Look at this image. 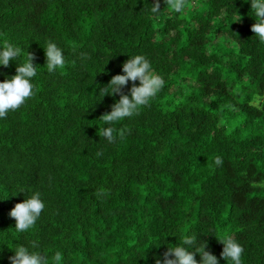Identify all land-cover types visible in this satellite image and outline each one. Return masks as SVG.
Instances as JSON below:
<instances>
[{
  "label": "trees",
  "instance_id": "obj_1",
  "mask_svg": "<svg viewBox=\"0 0 264 264\" xmlns=\"http://www.w3.org/2000/svg\"><path fill=\"white\" fill-rule=\"evenodd\" d=\"M155 2L0 0V46L21 45L38 72L35 96L0 119V264L33 242L65 264H156L183 234L220 264L231 235L244 264H264V100L252 102L264 98V43L251 4L186 0L175 13L160 0L154 16ZM50 40L67 60L53 73ZM134 55L165 86L109 143L100 118L120 94L98 90ZM15 74L0 67V82ZM36 191L46 207L19 234L9 213Z\"/></svg>",
  "mask_w": 264,
  "mask_h": 264
},
{
  "label": "clouds",
  "instance_id": "obj_2",
  "mask_svg": "<svg viewBox=\"0 0 264 264\" xmlns=\"http://www.w3.org/2000/svg\"><path fill=\"white\" fill-rule=\"evenodd\" d=\"M251 4V11L254 12L256 23L252 25L255 37L264 43V0H245ZM169 9L175 13H183L186 8V0H164ZM154 16H158L160 0H156L150 9ZM46 56V68L49 73L65 68L67 60L64 50L54 41H48L43 47ZM130 58L122 65L123 74L112 77L106 86L99 88L98 93L105 96H116L120 94L111 108L110 113L104 114L102 120L106 127L101 129L103 136L109 143L117 140L116 122L123 121L136 115L139 110L149 105L153 98L165 86L164 78L157 74L151 61L144 55L129 56ZM18 59L23 62L17 64ZM34 56L25 51L18 43L5 39L0 46V67H8L10 62L16 64V74L0 82V119L5 118L12 111L19 109L28 99L35 96V85L33 80L37 77V66L34 65ZM132 82L130 95L122 94V90ZM139 82L137 85L136 82ZM264 98L256 96L253 103L260 104ZM123 139V134H120ZM198 162V161H197ZM220 156L215 157L216 165L222 164ZM101 195L104 194L101 190ZM3 201V200H0ZM46 204L39 191L34 192L28 199L18 203L10 211V217L16 221L15 230L19 234L31 231L39 220ZM179 243L167 250L162 256L156 257V264H220V260L207 249L204 241L194 234H183L179 236ZM223 245L221 258L226 264H244V247L231 235H223L218 240ZM14 255L10 257L11 264H65L64 253L55 251L50 257L39 250L38 244L15 246ZM200 259L197 261L196 255Z\"/></svg>",
  "mask_w": 264,
  "mask_h": 264
}]
</instances>
